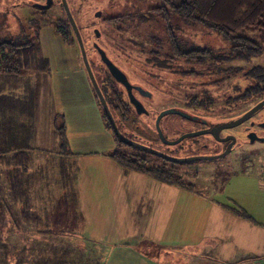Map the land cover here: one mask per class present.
I'll return each instance as SVG.
<instances>
[{
  "label": "rangeland",
  "instance_id": "1",
  "mask_svg": "<svg viewBox=\"0 0 264 264\" xmlns=\"http://www.w3.org/2000/svg\"><path fill=\"white\" fill-rule=\"evenodd\" d=\"M181 1L173 0L176 4ZM68 3L80 26L87 56L100 86L105 70L97 72L98 69L96 70V66L93 65L95 62L92 63L91 55L95 53L93 41L105 48L114 62L128 74L133 84H140L151 92L150 97L140 96L152 114L137 116L138 121L135 124L138 125L139 132L144 136L150 130L159 132L157 121L164 110L175 109L187 114L169 112L160 119L159 127L163 134L172 140L185 136L181 134L188 130H194L193 133L196 134L188 135L185 140L183 138L170 146L156 143L155 147L170 152L173 145H183L184 148L178 150L181 155L193 152L206 156L213 155L215 153L213 145L211 148L199 150L196 148L199 143H214L211 136L205 131L200 132L199 128H202L206 121L208 124H214L232 118L254 105V100H250L238 104L236 108L225 107L229 105L227 101L231 92L230 83L232 86L239 84L236 86L239 92L248 83L241 72L239 75L236 74L237 77H232V80L216 83L203 75L199 77L194 74L192 69L199 73L197 65L187 63L184 58H174L168 67H159L160 69L154 63L147 62V57L155 51L158 52L159 60L170 57L173 52V38L187 46L210 47L218 51L226 50L230 46V41L216 31L200 24L185 23L178 14L170 10V6L167 8L171 11L169 22L161 14H155L154 18L145 21L140 19L137 13L161 6L164 4L163 0H68ZM19 4L22 5L23 0H0V41L5 39H15L16 42L23 43L32 41L37 37L41 26L39 41L41 42L42 38V47L48 53L51 66L45 59L35 62L32 66L26 65L24 68L26 76L21 88L18 89L19 95L12 97L17 102V110L23 105L29 109L32 102H36L34 103L36 133L37 135L41 133L42 140L38 142L36 140L37 149L31 151L30 162L34 170L28 173V179L22 178V189L26 190L24 194L18 197L12 181L9 182L8 178L0 173V191H3L7 200L3 207L5 221L2 219L1 222L0 264H51L55 261V255L56 258H60L62 252L66 259L73 261L74 264H106L111 252L113 253L120 245H126V223L134 224L132 215L126 221V214L114 212L116 209L112 196L117 192L116 185L110 184L108 177L115 178L116 175L107 170L104 158L109 151H113L112 145L116 140L111 130L104 124L103 115L100 116L102 106L99 101L97 100L98 107L97 105L93 107L80 77L76 78L74 71L65 67L67 64L72 68L68 62L77 56L79 65L86 70L80 46L75 40L74 42L71 40L72 44L68 45L74 47L75 51L68 48L65 42L61 47L63 43L60 41L61 36L55 28V23L65 14L58 1L46 15L42 12L40 15V11L29 3L22 7ZM98 10L102 11L101 17L95 16ZM125 14L136 15L124 18L126 21L122 19L117 24L105 23L106 18L111 15ZM93 26L101 32L100 37L93 33ZM169 26L172 27L171 30ZM240 34L249 36L264 46V28L247 27ZM55 38L57 40L54 42ZM59 46L62 49L56 48ZM124 58L126 62L128 60L130 66L124 62ZM256 64L264 65V51L249 63L230 61L226 66L249 67ZM59 65L62 66L60 71L57 69ZM116 85L121 88L119 84ZM237 89L234 88L232 93ZM194 94L199 95V100L213 98V102L193 106L189 102ZM11 107L14 108L13 103ZM64 110L68 111L65 121L69 147H74L78 153H81L77 148L79 145H87L86 152L107 149L105 157L74 155L70 152L65 154V158L58 155L59 152L57 153L55 148L60 145V140L54 122L55 116ZM61 119H58V125L62 124ZM260 119H264V107L255 113L252 121ZM122 126L123 129L126 128L125 123ZM242 127L229 129L236 131L242 142L227 155L178 162L183 166L179 172L184 181L193 184L195 189L202 192L220 194L218 196L225 202L236 205L239 199L231 197L236 189L235 178L252 181L259 179V189L264 190V142L253 143L244 138L239 133ZM256 128L263 133L259 127ZM179 135L181 136L178 137ZM136 147L131 146L127 149L132 152L138 151ZM143 153L152 158L156 157L152 152ZM36 156H41V161H36L38 165L34 161ZM156 161L158 162V159ZM126 188L129 191L137 189L133 183L126 185ZM74 189L79 193L84 212H81L80 204L78 206L73 204L75 202L72 196H67L71 191L74 193ZM132 193L137 194L136 191ZM29 204L32 212L39 217L38 220H33V216L30 219L24 212L23 215L20 213V210L29 209ZM134 218L136 219V216ZM59 241L67 245L66 250L70 253L59 250ZM80 250L81 253L78 254ZM77 254L78 257L75 258Z\"/></svg>",
  "mask_w": 264,
  "mask_h": 264
},
{
  "label": "trees",
  "instance_id": "2",
  "mask_svg": "<svg viewBox=\"0 0 264 264\" xmlns=\"http://www.w3.org/2000/svg\"><path fill=\"white\" fill-rule=\"evenodd\" d=\"M163 2L164 4L161 6H156L137 14L140 15L142 21L154 18L155 14H161L164 16V19L169 22L171 17L170 10H173V12L178 14L185 23L189 25L200 24L208 27L230 41V46L226 50L218 51L209 49L204 53L205 55L203 57L205 59L200 60L202 55L198 54H200L201 51L197 49L193 51L187 50L188 46L186 44L173 38V53L180 57V59L184 58L186 61H195L200 65L209 62L210 67H213V65L230 61H243L249 63L253 58L260 56L264 51V46L259 41L240 34V32L247 27L259 26L264 28V0H182L179 4L174 3L173 0H163ZM169 6L171 8L170 10L167 9ZM135 15L136 14L129 16L134 17ZM129 16L125 14L120 17L126 19L129 18ZM113 20L119 19L113 18ZM41 28L40 26L37 37L32 41L24 43L16 42L15 39L0 41V173H3L6 178H8L9 182L12 181V185L13 187L15 186V193L18 197L26 192L25 189H22V178L28 179V173L34 170L30 162V154L31 151L33 152L37 149L36 113L34 109L36 106L34 103L36 102L33 101L32 107L29 109L26 105H23L20 107V110H17V102L13 100L12 97L19 95L18 89L21 88L24 76H26L24 74L25 66H32L35 62L44 59L40 52L39 33ZM55 28L67 45H71L74 40L78 43L66 16H61L57 19ZM171 28L172 27L169 26L170 30ZM71 40L72 42H70ZM222 71H225L227 77L229 74L234 75L235 73L241 72V75L248 81L246 87L243 90L240 89L239 95L236 96L234 92L232 96H228L229 100L227 103H229V105L232 104V108H236L238 104H244L250 100H254L255 105L264 98V65L256 64L249 67L246 65H230ZM195 73L198 74V72ZM118 96H120V94ZM118 96L116 105L120 104L123 106V99ZM212 102L213 98L208 97L204 100H199V95L194 94L189 103L193 106H199L203 104L208 105V103L211 104ZM12 103L13 109L11 107ZM229 105L227 104L225 107L229 108ZM123 111H125V116L121 115L120 119L115 117L114 114L113 116L119 130L125 135L127 133H125L122 126L124 123L126 124V128L130 122L135 129L139 127L135 124L137 120L129 121L126 119V108L122 107L121 112L123 113ZM102 113L106 127L111 130L116 140V148L110 155L123 167L146 172L159 179L178 183L189 188H196L193 184L184 181L178 169L170 166V162L169 164L167 161H164V165H161V161H159L160 156L157 154L152 152V154L156 155L155 158H152V156L143 153V151L148 153L151 152L145 149L136 148L138 151H129L127 148L131 146L116 133L103 107ZM59 118H62V124L60 125H58ZM54 124L60 140L57 153L59 152L58 155L65 158V154H69V152L72 153V151L70 150L67 140L64 115H62V117L61 115L55 116ZM147 133L149 134V138H147L151 139L152 134L155 132L150 130ZM157 159L158 162H155ZM34 161L35 164L38 165L36 161H41V156H36ZM40 165L41 164H39L38 168H40ZM73 192L74 193H72V191L71 193L69 192L67 196H72L75 202L73 204L77 206L78 191L74 189ZM6 201L3 191H0V232L2 228V219L5 221L3 207ZM23 212L26 213L30 219L32 216L33 220H38L39 218L36 213L32 212L30 209V204L29 209L21 211L22 215ZM62 253V258H56L57 255H55V261H52L51 264H74L73 261L66 259L64 252Z\"/></svg>",
  "mask_w": 264,
  "mask_h": 264
},
{
  "label": "crops",
  "instance_id": "3",
  "mask_svg": "<svg viewBox=\"0 0 264 264\" xmlns=\"http://www.w3.org/2000/svg\"><path fill=\"white\" fill-rule=\"evenodd\" d=\"M42 45L41 38V55L51 66ZM68 48L75 51L74 47ZM76 59L68 62L72 68L67 64L65 67L73 70L76 78L80 77L92 106L98 107V98L88 73ZM61 67L59 65L58 71ZM64 112H57V115H64L67 119L68 111ZM40 134L37 142L42 140ZM86 146H77L81 153L74 147L70 150L74 155L105 157L107 149L86 152ZM58 148L57 145L55 149ZM112 148H116V142ZM111 152L104 159L107 170L116 175L115 178L108 177L110 184L116 185L117 192L112 196L114 212L126 214V221L132 215L134 224L126 223V245H120L111 252L106 264H264V190L259 189V179L235 178L236 189L231 197L239 199V203L229 204L218 196L220 194L202 192L146 172L126 169L111 157ZM129 183L137 188L133 190L137 194L126 188ZM78 204L81 207L79 193ZM58 247L63 251L67 245L59 241ZM66 253L70 252L66 250Z\"/></svg>",
  "mask_w": 264,
  "mask_h": 264
},
{
  "label": "flooded vegetation",
  "instance_id": "4",
  "mask_svg": "<svg viewBox=\"0 0 264 264\" xmlns=\"http://www.w3.org/2000/svg\"><path fill=\"white\" fill-rule=\"evenodd\" d=\"M52 2L49 4V0H23V4H19L21 5V7L24 5V4H27L29 3V5L31 6H35L40 12V15H41V12L43 15H46L48 14V10L58 1V5L59 7L63 10L64 12V16L63 17H67V12L65 10V7L63 6V3H62V0H51ZM70 6V5H69ZM20 8V7H19ZM71 9V7H70ZM71 12L74 16V13L71 9ZM102 15V11L101 10H98L95 12V16L96 17H101ZM121 15H111L109 17L106 18V21L105 23H108L110 25H113V24H117L119 21H121L123 18L120 17ZM61 17V16H60ZM77 24H78V21L76 19V17L74 16ZM113 18H118L119 20H113ZM68 21L70 23V26L72 28V31L75 35V32H74V29H73V26L68 18ZM79 26V25H78ZM80 28V26H79ZM99 31L98 28H96L95 26H93V33L96 35V31ZM101 35V32L99 31V34L98 36L100 37ZM75 38H76V35H75ZM77 39V38H76ZM92 45H93V49L95 50V53L92 54V63L94 66H96V70L98 69L97 72H101V70H105V73L102 78V84H101V88L103 90V93L106 97V100L108 102V105H109V108L112 112V114H114L115 117H117L118 119L121 118V115L125 116L124 112L123 113L121 112V109L122 107L126 108V119H128L129 121L131 120H137V116L139 115H151V110L145 106V104L143 103V100L140 98V96L142 98H146V97H150L151 96V92L149 90H146L142 85L140 84H133L130 80V77L128 76L127 73H125V75L127 76L128 78V85L120 82L113 74L112 72L110 71V69L108 68L104 58H103V52L105 53V55L108 57V59H110L112 62H114V60L107 54L106 50L104 47H102L99 43H97L96 41H93L92 42ZM199 50L201 51L200 54L198 55H202V58L200 57V60H204L205 58L203 57L205 54V51L209 50V49H214V48H210V47H200V46H188L187 50ZM216 50V49H214ZM154 55V56H153ZM174 58H180L178 57L177 55H175L173 52L171 53L170 57L168 58H164V59H158V52L155 51L151 56L147 57V62L148 63H154V65H157L158 66V69H160L161 67H168L170 61H172ZM183 59V58H182ZM91 62V61H90ZM124 62L125 63H128V60L126 62V58H124ZM116 64V62H114ZM187 63H191V65H197L196 67H198V71L199 73L196 74L195 73V70L192 69V72L194 74H196L197 76L199 77H203L205 76L209 81L211 80H214V82L216 83H225L226 81L230 80L232 77H237L240 73H238V75L236 76L237 73H235V75L233 74H229V76L227 77L225 75V71H222L224 69L227 68L226 66V62H223L221 64H218V65H213V67H210L209 65V62L205 63V64H198L196 63L195 61H187ZM118 67L119 65L116 64ZM128 65L130 66V63H128ZM192 66V67H193ZM160 67V68H159ZM204 67L205 70H204ZM120 68V67H119ZM122 69V68H120ZM180 70H183V69H180ZM184 72V71H183ZM191 73V74H193ZM100 74V73H98ZM193 74V75H194ZM101 75V74H100ZM203 75V76H202ZM219 77V78H217ZM233 79V78H232ZM231 79V80H232ZM117 82V83H116ZM237 83V82H235ZM116 84H119L121 88H118ZM236 86H238L239 84H235ZM233 87L232 84L230 83V89H231V92H230V96H232V91L233 89H237L238 87ZM132 93V94H131ZM120 94V96H118ZM236 96L240 94L239 90L237 89V91H235L234 93ZM132 95V96H131ZM97 96V95H96ZM117 96L118 97H121L123 99V102H124V105L121 106L120 104L116 105V101H117ZM134 97V98H133ZM98 98V96H97ZM116 99V100H115ZM140 102L141 103V107H140V110L137 108V106L135 105V100ZM98 101H99V98H98ZM261 101V100H260ZM110 102V103H109ZM100 103V101H99ZM258 103V102H257ZM256 103V104H257ZM101 105V104H100ZM116 106V107H115ZM254 106V105H253ZM252 106V107H253ZM229 108H232V104L228 106ZM251 107V108H252ZM112 108V109H111ZM227 108V107H226ZM250 109V108H249ZM249 109H247L246 111H248ZM114 110V111H113ZM246 111L242 112V113H239L238 115L232 117V118H229V119H225V120H220V121H217L216 123L214 124H208V122L206 121L205 124L203 125L202 128H199L200 132L202 131H205L207 134H209L211 136V138L213 139L214 143L213 144H210V143H199V145L196 146V148L199 150L201 148H211L212 145L214 146L215 148V153L213 155H217V154H221L223 153L230 144L231 145V151L236 147V146H239L241 145V142L240 141V137H239V134L236 132V131H229V129H233V128H238L239 126H243L241 129V131L239 133H241V135L248 139L249 141H252L251 139L254 138L255 140L253 141L254 142H264V119H260V120H253L252 121V118L255 114H253L249 119H247L245 122H243L242 124L240 125H237L235 127H231V128H226V129H223L219 134V138H222L221 139H218L217 137L214 136L213 134V128L215 127H218L220 124L224 123V122H228V121H231V120H234V119H237L238 117H240L242 114H244ZM160 114V113H158ZM157 114V115H158ZM188 117V116H187ZM156 118V117H155ZM163 119V118H162ZM138 121V120H137ZM126 122V121H125ZM249 122V124H247ZM124 123V122H123ZM132 124L131 122L128 124V127L127 128H124L125 130V134L126 137L130 138L131 140H134L138 143H141V144H144L146 146H149V147H152L154 149H157L167 155H170V156H173V157H177V158H180V157H191V156H197V155H201V153L199 152H193L192 154H184V155H181L179 154L178 150H180V148H184L183 145L180 146V145H173V149L169 151L163 149V148H158V147H155V144L156 143H159V144H163L164 143L167 145V146H170L171 144L167 143L168 140H172V139H169V137L167 138L164 134V137H162L159 132H156L153 136L152 134V137L151 139H148L149 138V134L147 133V135H143L141 132L138 131V128L135 129L133 127V125H130ZM130 127V128H129ZM256 127H259L260 130L263 132V133H260L258 131V129ZM194 130H188V131H185L183 132L181 135H184V134H189V133H192ZM181 135H179L178 137H180ZM228 136H234L235 138H230L229 140H224V138L228 137ZM148 137V138H147ZM187 137H185L183 140H185ZM153 139V140H152ZM164 140V142H163ZM176 140V139H175ZM154 144V145H153ZM198 144V143H197ZM128 145H131V146H135V145H132V144H129ZM162 145V146H163ZM223 145V146H222ZM222 146V148L220 149V147ZM136 147V146H135ZM138 148V147H136ZM140 148V147H139ZM195 148V149H196ZM219 148V149H218ZM141 149H144V148H141ZM146 150V149H145ZM197 151V150H196ZM230 151V152H231ZM229 152V153H230ZM154 153V152H153ZM156 154V153H155ZM158 156H160L159 158V161H161V165H164V161H167L170 166L175 169H182L183 166H181V164H179L178 162H184V161H177V160H172L170 159L169 157L165 156V155H161V154H157Z\"/></svg>",
  "mask_w": 264,
  "mask_h": 264
},
{
  "label": "water",
  "instance_id": "5",
  "mask_svg": "<svg viewBox=\"0 0 264 264\" xmlns=\"http://www.w3.org/2000/svg\"><path fill=\"white\" fill-rule=\"evenodd\" d=\"M52 1L49 0V4L51 3ZM62 3H63V6L65 7V10L67 12V16L73 26V29H74V32H75V35H76V38H77V41H78V44L80 46V49H81V52H82V57H83V61H84V64H85V68H86V71L88 73V76L90 78V81H91V84L96 92V95L98 96L99 98V101L104 109V111L106 112V114L108 115L109 119L111 120L112 124H113V127L116 131V133L119 135V137L121 139H123L124 141H126L127 143L129 144H132V145H135L137 147H140V148H144L148 151H151V152H154L156 154H161V155H165L167 157H169L170 159L172 160H177V161H190V160H198V159H212V158H218V157H223L225 155H227L230 151H231V145L230 144L228 146V148L221 154H217V155H209V156H206V155H197V156H191V157H180V158H177V157H173V156H170V155H167L157 149H154L152 147H149V146H146L144 144H141V143H138L134 140H131L130 138L126 137V135H124L118 128V125L116 123V120L109 108V105H108V102L106 100V97L103 93V90L99 84V82L97 81V78L94 74V71L92 69V66L90 64V61H89V58L87 56V51H86V47H85V43H84V40H83V36H82V33H81V30L71 12V9H70V6H69V3H68V0H62ZM97 34H99V31L97 30L96 31ZM103 58L108 66V68L110 69V71L112 72V74L122 83L128 85L129 81H128V78L127 76L125 75L124 71L122 69H120L114 62H112L110 59H108V57L105 55V53L103 52ZM132 94V93H131ZM132 96V95H131ZM134 98V97H133ZM135 100V99H134ZM135 105L137 106V108L140 110V107H141V103L136 101L135 100ZM264 107V98L259 101L257 104H255L252 108H250L248 111H246L244 114H242L240 117H238L237 119H234V120H231V121H228V122H224L222 124H220L218 127H215L213 128V134L215 137H217L218 139H221L222 138H219L218 134L223 130V129H226V128H231V127H235L237 125H240L242 124L243 122H245L247 119H249L253 114H255L257 111H259L261 108ZM169 112H180V111H177L175 109H168V110H164L161 112L159 118H158V129H159V132H160V135L162 137H164V134L162 132V130L160 129L159 127V121L160 119L163 118V116ZM179 114L181 115H187L185 114L184 112H180ZM191 134H196V133H189V134H185V136H182L181 138H178L176 140H168L167 143L169 144H174V143H177L179 141H181L183 138L187 137L188 135H191ZM230 138H235L234 136H228L226 138H224V140H229ZM252 141H254L255 139L252 138L251 139Z\"/></svg>",
  "mask_w": 264,
  "mask_h": 264
}]
</instances>
